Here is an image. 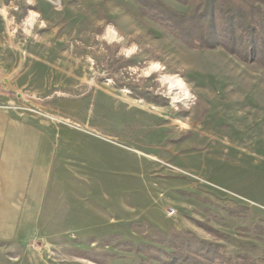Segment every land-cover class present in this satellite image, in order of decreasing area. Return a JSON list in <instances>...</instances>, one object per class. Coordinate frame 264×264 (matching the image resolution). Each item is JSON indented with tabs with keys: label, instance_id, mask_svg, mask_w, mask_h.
Masks as SVG:
<instances>
[{
	"label": "rangeland",
	"instance_id": "374dc122",
	"mask_svg": "<svg viewBox=\"0 0 264 264\" xmlns=\"http://www.w3.org/2000/svg\"><path fill=\"white\" fill-rule=\"evenodd\" d=\"M263 222L261 67L135 0H0V264H149L173 230L264 264Z\"/></svg>",
	"mask_w": 264,
	"mask_h": 264
},
{
	"label": "trees",
	"instance_id": "16d2710c",
	"mask_svg": "<svg viewBox=\"0 0 264 264\" xmlns=\"http://www.w3.org/2000/svg\"><path fill=\"white\" fill-rule=\"evenodd\" d=\"M190 7L188 13L177 12L161 0H135L141 15L163 24L182 44L201 50L221 48L242 62L255 64L264 70V0H176ZM253 233L264 238V222L255 225ZM188 234L174 230L163 243L173 249L163 254L165 260L144 255L140 248L122 243L126 250L146 256L149 264H257L252 258L239 255L230 259L218 253L211 244L196 242ZM196 247L194 246L195 244ZM156 249V248H155ZM194 249V250H193ZM154 260V261H152Z\"/></svg>",
	"mask_w": 264,
	"mask_h": 264
},
{
	"label": "bare ground",
	"instance_id": "6f19581e",
	"mask_svg": "<svg viewBox=\"0 0 264 264\" xmlns=\"http://www.w3.org/2000/svg\"><path fill=\"white\" fill-rule=\"evenodd\" d=\"M32 21V19H31ZM168 83L170 84V88L178 89L183 95L187 96V91L182 81L179 78H168Z\"/></svg>",
	"mask_w": 264,
	"mask_h": 264
},
{
	"label": "built area",
	"instance_id": "2783aa9c",
	"mask_svg": "<svg viewBox=\"0 0 264 264\" xmlns=\"http://www.w3.org/2000/svg\"><path fill=\"white\" fill-rule=\"evenodd\" d=\"M173 214V211H171V213L169 215H172Z\"/></svg>",
	"mask_w": 264,
	"mask_h": 264
}]
</instances>
